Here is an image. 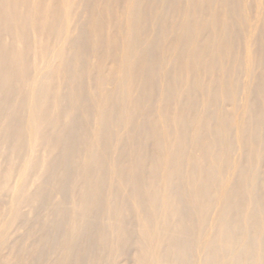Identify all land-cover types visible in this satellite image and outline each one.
Here are the masks:
<instances>
[{"label": "bare ground", "instance_id": "1", "mask_svg": "<svg viewBox=\"0 0 264 264\" xmlns=\"http://www.w3.org/2000/svg\"><path fill=\"white\" fill-rule=\"evenodd\" d=\"M0 264H264V0H0Z\"/></svg>", "mask_w": 264, "mask_h": 264}]
</instances>
